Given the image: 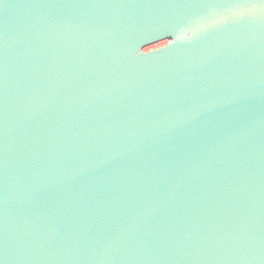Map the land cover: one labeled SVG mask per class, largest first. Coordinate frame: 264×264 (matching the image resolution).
<instances>
[{"label": "water", "instance_id": "95a60500", "mask_svg": "<svg viewBox=\"0 0 264 264\" xmlns=\"http://www.w3.org/2000/svg\"><path fill=\"white\" fill-rule=\"evenodd\" d=\"M0 264H264V2L0 0Z\"/></svg>", "mask_w": 264, "mask_h": 264}, {"label": "snow or ice", "instance_id": "6c2138e0", "mask_svg": "<svg viewBox=\"0 0 264 264\" xmlns=\"http://www.w3.org/2000/svg\"><path fill=\"white\" fill-rule=\"evenodd\" d=\"M262 2H264V0H262Z\"/></svg>", "mask_w": 264, "mask_h": 264}]
</instances>
